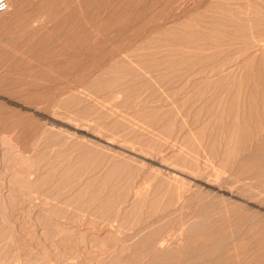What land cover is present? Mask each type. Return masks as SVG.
I'll list each match as a JSON object with an SVG mask.
<instances>
[{
	"label": "rangeland",
	"instance_id": "1",
	"mask_svg": "<svg viewBox=\"0 0 264 264\" xmlns=\"http://www.w3.org/2000/svg\"><path fill=\"white\" fill-rule=\"evenodd\" d=\"M0 225L3 264H264V0H12Z\"/></svg>",
	"mask_w": 264,
	"mask_h": 264
},
{
	"label": "bare ground",
	"instance_id": "2",
	"mask_svg": "<svg viewBox=\"0 0 264 264\" xmlns=\"http://www.w3.org/2000/svg\"><path fill=\"white\" fill-rule=\"evenodd\" d=\"M11 2H12V0L9 1L8 8H9V5H10ZM8 8L6 9V11H4V12H2V13H6V12L8 11ZM117 198H118V197H117ZM117 198H116V199H117ZM98 211L100 212L101 210H98ZM101 212H102V211H101ZM3 220H4V223H5V219H3ZM2 223H3V222H2ZM4 223H3V224H4ZM1 225H2V224H1ZM1 225H0V226H1ZM1 227L3 228L4 226L2 225ZM3 229L5 230V228H3ZM0 230H1V228H0ZM5 231H6V230H5ZM2 232H3V233H0V235H2V234L4 235V234H5L4 231H2ZM3 235H2V236H3ZM6 235H7V232H6ZM6 235H4V236H6ZM0 237H1V236H0ZM2 238L4 239V237H1L0 240H1ZM5 238H7V237H5ZM3 239H2V242H3ZM163 239H164V238H163ZM5 240H6V239H5ZM161 240H162V238H161ZM159 241H160V240H159ZM160 242H161V241H160ZM163 243H164V240H163L162 244H163ZM0 244H1V243H0ZM4 244H5V242H4ZM164 244H165V243H164ZM160 245H161V244H160ZM161 246H162V245H161ZM1 253H2V252H1ZM1 253H0V254H1ZM6 254H7V253H6ZM2 256H3V255H2ZM4 256H5V255H4ZM7 256H8V255H7ZM37 257H39V256H37ZM37 257L34 258L35 261H36ZM0 260H1V259H0ZM38 260H39V259H38ZM2 262H3V259H2ZM2 262H0V264H3V263H4V262H3V263H2ZM5 262H6V261H5ZM19 262H20V261H19ZM32 262H33V261H32ZM38 262H39V261H38ZM33 263H34V262H33ZM5 264H6V263H5ZM8 264H9V263H8ZM168 264H169V263H168Z\"/></svg>",
	"mask_w": 264,
	"mask_h": 264
},
{
	"label": "built area",
	"instance_id": "3",
	"mask_svg": "<svg viewBox=\"0 0 264 264\" xmlns=\"http://www.w3.org/2000/svg\"><path fill=\"white\" fill-rule=\"evenodd\" d=\"M10 0H0V13L6 11Z\"/></svg>",
	"mask_w": 264,
	"mask_h": 264
}]
</instances>
